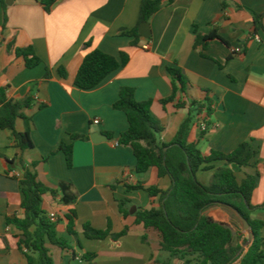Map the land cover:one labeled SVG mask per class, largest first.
I'll use <instances>...</instances> for the list:
<instances>
[{"label": "crops", "instance_id": "1", "mask_svg": "<svg viewBox=\"0 0 264 264\" xmlns=\"http://www.w3.org/2000/svg\"><path fill=\"white\" fill-rule=\"evenodd\" d=\"M142 1L57 0L46 13L42 0H0V89H6L10 99L30 92L35 99L24 110L30 121L16 123L17 132L30 130L34 149L21 152L11 132L0 129V264H28L19 249L20 232L8 224V219L24 215L20 182L13 177L22 176L21 157L27 166L37 163L43 184L55 189L60 183L71 184L78 198L73 205H64L51 195L44 198L43 210L57 216L58 236L71 247V252L51 247L55 264H197L194 258L171 257L162 250L157 231L136 224L138 210L160 205L158 198L152 204L146 189L167 191L172 182L161 178L157 169L137 174L132 149L116 146L129 128L126 115L113 108L123 87L135 89L137 101L153 102L152 111L163 127L159 141L164 144L174 141L189 113L188 108L175 109L176 102L209 99L214 109L209 128L203 134L201 121L196 122L190 142L197 143L206 156L212 151L231 153L249 142L256 156L236 176L241 182L247 174H258L252 205H264V32L254 34V14H264V0H226L225 7L224 0L167 1L149 23L150 39L141 36L134 47L132 38L122 31L137 26ZM214 29L228 45L214 40L206 50L196 49V36L209 35ZM25 48H32L42 60L39 66L29 69L24 58L16 55V49ZM244 49L245 54L239 55ZM94 50L115 57L126 53L129 62L97 88L84 91L75 86V79L85 57ZM168 68L180 69L189 85L185 95L164 106L161 101L173 94ZM48 69L52 77L46 81ZM59 69L67 72L66 78ZM5 114L0 105V120ZM96 120L100 123L95 124ZM73 135L88 140H74ZM62 143L73 146L72 168L58 150ZM214 166L223 168L225 163ZM212 177L213 172L198 173L207 186ZM139 184L144 190H127ZM116 198L130 200L128 217L120 213ZM71 211L77 214L75 235L68 231L66 216ZM205 215L229 225L238 235L227 207L216 205ZM256 217L264 219V212L254 213ZM85 224L110 230V236L89 240ZM126 228L127 235L113 237ZM241 232L240 244L248 238ZM242 249L243 256L247 248ZM86 254L94 255L93 260H85ZM240 262L241 258L234 264Z\"/></svg>", "mask_w": 264, "mask_h": 264}, {"label": "trees", "instance_id": "2", "mask_svg": "<svg viewBox=\"0 0 264 264\" xmlns=\"http://www.w3.org/2000/svg\"><path fill=\"white\" fill-rule=\"evenodd\" d=\"M167 1L168 4H172L175 0L142 1L137 26L132 30L122 31L124 36L132 38V46H138L141 39L139 32L141 25L149 24ZM56 2L57 0H42L41 4L46 13H50ZM223 6H226V0L223 1ZM263 21L264 14H254V34L259 31L264 32ZM214 40L225 43L219 36L218 29H214L209 35H197L195 48L206 50L209 42ZM245 51L244 49L239 55L245 54ZM15 52L18 57L24 58L29 69L42 63L32 48L16 49ZM235 55L236 53H233L232 57ZM128 62L129 55L126 53L115 57L94 50L85 57L80 66L75 86L84 91L93 90L114 72L124 68ZM168 73L172 79L173 94L170 98L161 101L164 106L176 102L178 95H185L189 85L180 69L168 68ZM59 74L62 78L67 77L64 69H59ZM51 77L52 73L48 69L45 80L48 81ZM34 102L31 92L23 98L10 99L6 95V89H0V105L6 112L0 120V129L11 132L14 145L21 152L35 147L29 129L24 132L16 130L19 119L30 121L24 110L30 109ZM152 105L151 100L137 101L135 89L130 87L120 89L119 98L113 105L114 110L123 112L128 119L129 128L119 136L118 146L132 149L137 160L136 173L145 174L151 169H157L161 178L168 177L172 182L167 191L157 187L146 189L152 204L158 198L160 205L151 210H138L135 213L136 224L142 225L147 230L157 231L162 239V250L171 257L180 260L194 258L197 264H234L243 246L247 244L248 238L240 244L239 240L244 236L241 229H238L239 233L235 235L229 225L205 215V211L209 208L222 205L229 209L238 222L237 216L231 209L240 212L253 229L254 242L247 247V252L239 257L240 264H264V219L253 218L254 213L264 212V205L262 207L252 205L258 174H247L241 182H238L236 176V171L250 167L256 156L250 143H242L231 153L212 151L206 156L198 148L197 143L190 142L192 127L196 122L204 123L203 134H206L209 128L208 118L214 113L209 99L205 103L177 101L175 109L188 108V116L180 126L174 141L171 144L161 143L159 137L163 127L154 115ZM72 139L88 140V137L73 135ZM58 150L64 153L68 168H72L73 146L62 143ZM20 162L22 176L13 177L20 182L24 197L21 205L24 215L22 218L8 219V224L13 225L20 232L18 245L26 256L28 264H55L51 247L66 252H71V247L67 240L58 236L59 220L51 221L43 210L44 198L51 195L60 198L64 205H73L77 203V195L73 193L72 185L68 183H60L57 189L46 186L39 180L37 163L27 166L22 157ZM217 162L225 163V167L216 168L214 164ZM202 171L213 172L212 182L208 186L198 179V173ZM127 190H144V187L139 184L128 186ZM116 202L120 213L128 217L130 200L116 198ZM66 218L69 233L75 235L76 212L71 211ZM83 231L89 240H105L110 236V230H97L90 224H85ZM128 232L129 228H126L123 233L113 237L119 239ZM73 257H76L74 253ZM93 258L94 255L91 254L84 256L87 261Z\"/></svg>", "mask_w": 264, "mask_h": 264}, {"label": "water", "instance_id": "3", "mask_svg": "<svg viewBox=\"0 0 264 264\" xmlns=\"http://www.w3.org/2000/svg\"><path fill=\"white\" fill-rule=\"evenodd\" d=\"M140 35L144 38V39H149L150 38V28H149V24L145 23L143 25H141L140 27ZM107 139V138H106ZM108 140V139H107ZM19 167H21V164H18ZM231 209V208H230ZM235 215L237 216L239 222H240V226L241 229L243 231V233H245L246 235H248V241L246 246L250 247L253 242H254V233H253V229L252 226L250 225V223L240 214V212L231 209ZM131 213H133V211H131ZM244 249H242L240 251V253L237 256V259H239V257L243 254Z\"/></svg>", "mask_w": 264, "mask_h": 264}, {"label": "built area", "instance_id": "4", "mask_svg": "<svg viewBox=\"0 0 264 264\" xmlns=\"http://www.w3.org/2000/svg\"><path fill=\"white\" fill-rule=\"evenodd\" d=\"M94 123H95V124H99L100 121H99V120H96ZM201 127H202V129H205V125H204V123H202V122H201ZM116 146H118V144H116ZM49 218H50L51 221H53V222H56V221L58 220V219H57V216H56L55 214H51V215L49 216Z\"/></svg>", "mask_w": 264, "mask_h": 264}, {"label": "rangeland", "instance_id": "5", "mask_svg": "<svg viewBox=\"0 0 264 264\" xmlns=\"http://www.w3.org/2000/svg\"><path fill=\"white\" fill-rule=\"evenodd\" d=\"M233 222L236 225L237 229H241L240 222L237 221V219L233 218ZM248 237V235H247ZM245 249L247 248L246 245L243 246Z\"/></svg>", "mask_w": 264, "mask_h": 264}]
</instances>
